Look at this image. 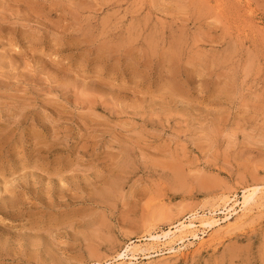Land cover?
Segmentation results:
<instances>
[{
    "label": "rangeland",
    "instance_id": "374dc122",
    "mask_svg": "<svg viewBox=\"0 0 264 264\" xmlns=\"http://www.w3.org/2000/svg\"><path fill=\"white\" fill-rule=\"evenodd\" d=\"M263 185L264 0H0V264H264Z\"/></svg>",
    "mask_w": 264,
    "mask_h": 264
},
{
    "label": "bare ground",
    "instance_id": "6f19581e",
    "mask_svg": "<svg viewBox=\"0 0 264 264\" xmlns=\"http://www.w3.org/2000/svg\"><path fill=\"white\" fill-rule=\"evenodd\" d=\"M247 188L242 191L243 194L241 196L242 197L241 201H238V200L236 201L235 199H233V200L226 199L227 201H226V203L224 202L225 203V207H223L224 209L219 210V211L213 209L214 213H211L209 216L206 214L207 212L205 214H200V217L197 216L195 213L190 214L188 217H186L187 221L186 220L180 221L179 223L171 225L167 230H162L160 233H157V232L152 233L151 232V233L147 234L146 236H144L145 240L150 241V242H155V243L164 242L165 244L169 245L166 253H175V252L177 253L178 251H180L183 248V245L185 244L186 241H190V240L194 241L197 239H201L203 236L207 235V230L209 228H212L214 226L217 227V226H219L220 223L227 221V220H230V219H233V217L235 215L237 216V214H239V212H241V214H242L243 212L251 209L252 204L255 203V201H259V200H257V198H259V196H260L259 193L261 192V189L256 185H254L253 187L248 186ZM263 190L264 189H262V191ZM263 198H264V196H263ZM222 201H224V199H222ZM238 203L240 206L239 210H237L235 208V205ZM218 204H220V203H218ZM217 214H223L224 217L223 218H217L215 216ZM200 233L202 234L201 236H200ZM176 245H177V247H176ZM133 247L134 246H132V244H131V246L128 245L122 252L117 253L118 254L117 259H119V260L120 259H129V260L138 259V256L140 254L139 251H141V250L139 248H137L139 251L135 250L137 245L135 248H133ZM151 250H153V249H151ZM142 252H144V251H142ZM157 253H158V251H157ZM143 254L145 255L146 252H144ZM155 254H156V252H155ZM158 255H161V254H158ZM145 256H147V255H145ZM144 258H147V257H144ZM114 259H116V257Z\"/></svg>",
    "mask_w": 264,
    "mask_h": 264
}]
</instances>
